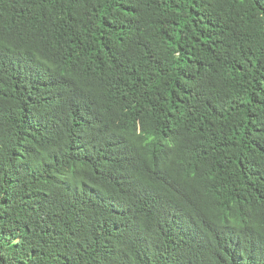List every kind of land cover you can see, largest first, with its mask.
<instances>
[{
	"label": "trees",
	"instance_id": "16d2710c",
	"mask_svg": "<svg viewBox=\"0 0 264 264\" xmlns=\"http://www.w3.org/2000/svg\"><path fill=\"white\" fill-rule=\"evenodd\" d=\"M0 264H264V0H0Z\"/></svg>",
	"mask_w": 264,
	"mask_h": 264
}]
</instances>
